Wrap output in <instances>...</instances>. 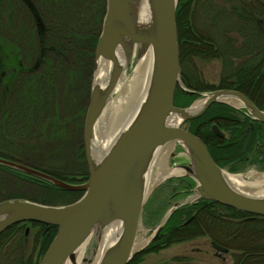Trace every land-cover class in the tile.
<instances>
[{
	"label": "trees",
	"instance_id": "obj_1",
	"mask_svg": "<svg viewBox=\"0 0 264 264\" xmlns=\"http://www.w3.org/2000/svg\"><path fill=\"white\" fill-rule=\"evenodd\" d=\"M193 1L179 0L175 11L181 83L186 89L198 92L237 90L264 111V0H201V7L209 18L207 31L194 24ZM104 10L105 0H0L1 29L6 23V30L0 32V157L66 182L71 177L69 173L86 178L87 170L82 162V125L93 68V50ZM211 59L221 61L222 76L215 87L201 82L196 67V60ZM195 97V94L177 87L173 104L186 107ZM232 111L227 105L213 104L189 125V132L210 148V155L219 166L231 163L230 172L245 162L254 141L251 136L243 145L247 135H242L240 123L232 121L236 118ZM211 115L218 127L229 132L231 137L228 140L211 133ZM69 148L73 152L71 168L47 166L55 163L52 159L62 157ZM34 152L38 161L34 156L29 157ZM27 177L41 186L39 188L66 193L72 198L78 194ZM5 199L9 197L2 200ZM191 209L196 210L194 219L187 225L176 227L180 218L189 215ZM20 225H13L0 234V250L8 236L21 229ZM32 225L42 227L37 234L41 241L40 256L56 228L37 223ZM209 227L214 228L213 233L207 231ZM246 228L249 235L251 231L257 232L258 243L240 244L242 236V239L249 237ZM263 230L264 217H253L213 202L199 201L173 212L161 233L143 253L156 252L206 233L212 242L226 250H238L231 264H264ZM140 260V255L136 254L128 264H137ZM14 264L36 262L24 260L21 256Z\"/></svg>",
	"mask_w": 264,
	"mask_h": 264
},
{
	"label": "water",
	"instance_id": "obj_2",
	"mask_svg": "<svg viewBox=\"0 0 264 264\" xmlns=\"http://www.w3.org/2000/svg\"><path fill=\"white\" fill-rule=\"evenodd\" d=\"M144 16L139 17L141 4ZM177 0H105L100 32L93 50V72L89 84L87 107L82 125V147L87 168L86 180L69 183L40 170L0 157V167L38 179L60 190L81 192L75 201L52 206L23 198L0 201V234L21 223L53 226L56 232L37 264L74 262L78 248L89 242L97 243L109 225H119L120 234L106 248L98 264H128L157 235L172 212L165 213L146 244L134 250L141 209L147 196L145 185L156 154L168 144L179 146L187 162L177 166L181 175L194 181L191 202L208 200L241 211L253 217H264V196L250 195L233 188L226 180V171L219 168L205 144L182 125L202 115L214 103L224 99L238 101L255 121L264 124V111L259 110L239 92L216 89L198 93L182 86L175 22ZM151 56L145 93L135 115L121 128L114 142L99 160L92 156L95 125L114 93L121 75L133 62ZM110 64L103 86L95 85L96 63ZM122 62L120 63V61ZM203 100L187 107L173 105L176 87ZM233 107V106H232ZM176 123H170L171 119ZM218 137L223 134L216 125L211 127ZM175 152L170 153V158ZM177 203L173 205L176 206ZM88 243V244H90ZM90 244V262L96 248ZM220 251L226 249L212 243Z\"/></svg>",
	"mask_w": 264,
	"mask_h": 264
},
{
	"label": "rangeland",
	"instance_id": "obj_3",
	"mask_svg": "<svg viewBox=\"0 0 264 264\" xmlns=\"http://www.w3.org/2000/svg\"><path fill=\"white\" fill-rule=\"evenodd\" d=\"M178 1L179 0H177V3ZM200 1L201 0H194L191 3V7L195 10L193 16L195 21L194 24L207 31V29L209 28V23H208L209 18L207 17L203 7H201L202 2ZM216 3L219 4V1H216ZM205 6L207 7L206 3ZM220 6L226 7L225 5H222V3H220ZM5 24L6 23H4L3 25V29H1L0 27V32L1 31L4 32L6 30ZM135 63L137 62H133L130 66L126 68L125 72L121 75L119 82L121 81L126 82L132 76ZM196 67L200 73V77H201L200 80L203 84L213 87L219 84L222 76L221 61L219 59L196 60ZM92 72H93V68L91 71L90 79L92 76ZM116 90L117 87L114 93L112 94L110 100L116 96ZM207 91L208 90L201 92L204 93ZM199 98H200L199 96H196L192 102H196L197 99ZM69 99H71V96H69ZM104 111L105 109L103 110L101 116H103ZM60 114L61 116H63V113ZM184 125L186 126L187 124ZM184 125L182 126L184 127ZM36 151L37 150H35V152ZM70 151H72V148L66 149L65 153L63 152L64 154L62 155V157L52 159L55 162L52 163V165H49L45 162L44 163L50 167H60V168L66 167L65 169L71 168L73 165V159H72L73 152L71 153ZM82 151H83V147H82ZM35 152L34 155H31L29 157L32 159L34 156V158H37L34 160L38 161L39 157L35 156ZM171 152H175V153L182 152V149L179 146L175 145L174 150L172 148ZM41 154H44V152H41ZM173 157L170 158L169 155L167 157V160L169 162H172L173 164L172 166H169L171 168H175L174 164L176 162H179V160L181 159L184 160V162L187 161V158L184 153H182L179 159H173ZM27 159L29 158H26L25 160ZM82 160H83L82 161L83 164L85 165L84 156ZM254 163H255L254 160L251 162L245 161L240 165V170L234 171L232 173L235 175H240L242 177L249 178L250 181H254L260 176H264V165L260 164L256 166L254 165ZM22 175H19L15 172H11L10 170L3 169L0 167V200L8 197L11 198L18 196L23 199L29 198V199L39 200L47 205L60 206L73 202L74 200L78 199L82 194L81 192H75L78 194L76 195L77 197L75 196L73 197L74 198L73 199L72 197H70L69 194L66 193H61V192L54 193L51 190L46 189L44 187L39 188L41 186L34 184L33 180H31L25 175L23 176ZM68 175L71 176L68 181L69 183H82L86 180V178L82 179L81 175H73V173H69ZM175 177L177 176L168 177L167 179L161 181L155 187H153L147 194V198L140 212L139 224L136 233L137 239H145V240L149 239L154 233L153 229L160 223L165 213H167V211L170 210V208H173L172 207L173 204L168 205V202L166 200L168 196L172 193L170 189L176 182L174 181ZM168 200L174 202V200H176V197H173L172 199L169 198ZM180 202L185 203L183 200ZM26 227L29 228L28 243L27 242L22 243V239L24 237V230ZM213 229H214L213 227L212 228L209 227L207 228V231L213 233ZM39 231H42V227L27 223L24 224V226H22L21 229L19 230L18 235L9 241L8 246H4L2 250H0V264H14L15 261H17L21 256L23 257L24 260L29 259L32 262H36L37 264L42 256V255L39 256L38 254L40 250V242H41L40 237L37 235ZM261 232L264 233V230ZM245 233L249 237L244 236V238L242 239L243 237L242 236L241 237L242 240L240 239V244L242 245H245V243L255 244L260 241V240L258 241L257 238L255 237L257 233L256 231H251L250 232L251 234L249 235V233H247V228H246ZM211 242L212 241L210 240V237L208 236V234L205 233L200 236L196 235L194 238L190 240L173 243L156 252L143 253V249H145L149 245L147 244L139 253H137L140 255V259H141L137 264H231L233 261V255L238 253V250L237 249L231 250L229 248L228 250H226V252H220L212 246V243L214 242L212 243ZM90 244H93L92 246L93 248H97V244L95 241H93ZM90 244H87V248L85 250L86 256L90 254V248H89ZM87 258H89V256Z\"/></svg>",
	"mask_w": 264,
	"mask_h": 264
},
{
	"label": "bare ground",
	"instance_id": "obj_4",
	"mask_svg": "<svg viewBox=\"0 0 264 264\" xmlns=\"http://www.w3.org/2000/svg\"><path fill=\"white\" fill-rule=\"evenodd\" d=\"M143 1V0H141ZM139 17L141 18L145 12L144 3L141 4ZM122 60L120 61V63ZM151 65V56H145L141 58L133 68L132 76L126 81L119 82L116 90V96L113 97L108 103L103 113L98 119L95 129L94 137L92 140V156L94 160H99L103 157L104 153L108 150L111 144L114 142L121 128H124L129 124L131 119L138 109V105L141 102L145 87L148 80V75ZM110 64L102 60H98L96 63L95 74L93 77V83L95 85L103 86L106 83L109 74ZM224 102L230 103L235 107H239L241 104L238 101L232 99H224ZM203 100H199L195 103L193 109L202 104ZM178 118L171 119L170 123H176ZM173 145H165L155 156V159L150 169L149 178L147 177L145 185V195L155 187L161 181L168 177L178 176L182 173L179 168L168 167L167 157L170 155ZM227 182L235 189L242 191L246 194L264 196V176H260L254 181H250L249 178L242 177L240 175L226 173ZM194 196L190 197L192 200ZM120 234L119 225H109L106 227L100 238L97 241V248L94 251L93 257L90 258L89 263L84 262L86 256V248L89 243V239L94 237L89 236L87 240L78 248L75 255L74 262L66 261L64 264H98L103 256L107 247L112 245L118 235ZM148 239H135L134 250H138L143 247Z\"/></svg>",
	"mask_w": 264,
	"mask_h": 264
},
{
	"label": "flooded vegetation",
	"instance_id": "obj_5",
	"mask_svg": "<svg viewBox=\"0 0 264 264\" xmlns=\"http://www.w3.org/2000/svg\"><path fill=\"white\" fill-rule=\"evenodd\" d=\"M211 91V90H210ZM232 91H236V92H239V91H237V90H232ZM196 92H198V91H196ZM198 93H203V92H198ZM205 93V92H204ZM239 93H241V92H239ZM242 95H244L245 97H247L245 94H243V93H241ZM247 99H249L253 104H254V102L249 98V97H247ZM214 104H217V103H214ZM219 104H224V105H227V106H229L233 111L231 112V114L232 115H234L236 118H234V119H232V121L233 122H238V123H240V125H239V128L240 127H242V135H247V139L245 140V142H244V144L243 145H246V143H248L249 141H250V138H251V136H252V138L251 139H253L254 141H253V144H252V146H253V148H252V150L250 151V153H249V155L248 156H246L245 157V161L247 162V161H253L254 160V165H256V166H258V165H260V164H262V165H264V124H262V123H260V122H257V121H255V120H253L249 115H248V113H247V111L240 105L239 107H235V106H230L229 104H226V103H223V102H219ZM211 105H213V104H211ZM211 105L205 110V112L211 107ZM255 105V104H254ZM178 107H182V106H178ZM257 107V106H256ZM262 111V110H261ZM204 112V113H205ZM203 113V114H204ZM201 116V115H200ZM199 116V117H200ZM214 116L213 115H211L210 117H209V130L211 131V133L213 134V135H215L216 137H218L215 133H213V131H212V129H211V127H212V125H216L217 127H218V125H217V123L214 121L215 119L213 118ZM198 118V117H197ZM196 119V118H195ZM219 119V118H218ZM184 124H187L186 126L184 125ZM183 125H184V128L185 129H187L188 131H189V125H190V121L188 122V123H184ZM218 129L221 131V133L223 134V137H218L219 139H229L230 137H231V135L229 134V132H227L224 128H220V127H218ZM225 134H227V135H225ZM232 143V142H231ZM205 144V143H204ZM205 146H206V149H207V151H208V153H209V155H210V148L205 144ZM209 146H211V144H209ZM174 147L175 146H173L172 148H173V150H174ZM220 147H221V145H220ZM209 148V149H208ZM182 153H183V151L182 152H176L175 153V156L173 157V159H179L180 158V156L182 155ZM184 156V155H183ZM211 156V155H210ZM212 158V157H211ZM214 162H215V164L219 167V168H221V169H223L224 171H226V172H228V173H232V172H230L229 171V169H230V167H231V163H226V165H224L223 167H221V166H219L218 164H217V162L214 160V159H212ZM187 162V161H186ZM186 162H184V160H179V162H176L175 164H174V166H175V168L177 167V166H180V165H183V164H185ZM167 165H168V167L169 166H172L173 164H172V162H169L168 160H167ZM238 170H240V164H239V166L237 167V170L236 171H238ZM233 174V173H232ZM174 181H176L175 182V184L171 187V189H170V191H172V193L168 196V198H167V202H168V205H170V204H175V203H177V205L176 206H174L173 207V205H172V212H171V214H170V216L173 214V212H175L176 210H178V209H180V208H182V207H185V206H191V205H193V204H195V203H197V202H191V200H189L190 199V196L192 197V195H193V193H192V189L194 188V186H195V184H194V181L191 179V178H189V177H187V176H182L181 174L180 175H178L177 177H175L174 178ZM173 181V182H174ZM173 197H176V200H174V202H171L170 200H168L169 198H173ZM184 201L185 203H183V202H180V201ZM201 201H208V200H201ZM166 202V203H167ZM199 202V201H198ZM209 202H211V201H209ZM214 203V202H213ZM217 204V203H216ZM219 205V204H218ZM220 206H222V205H220ZM195 214H196V210L195 209H191V212H190V214L189 215H183L181 218H180V220L177 222V224L175 225L176 227H181V226H183V225H187V224H189L193 219H194V217H195ZM170 216L168 217V219L170 218ZM168 219L166 220V222L163 224V226L161 227V229L159 230V232L157 233V235L153 238V240L151 241V242H153L156 238H157V236L161 233V231L163 230V228H164V226L166 225V223H167V221H168ZM22 226H24V224H21L19 227H22ZM157 227V226H156ZM155 227V228H156ZM154 228V229H155ZM18 229V228H17ZM153 229V230H154ZM18 232L19 231H17V232H15V233H13V234H10L9 236H8V238H7V241H6V243H5V246H8V244H9V241L10 240H12L14 237H16L17 235H18ZM28 234H29V228H25V230H24V238H23V242L22 243H24V242H27L28 243ZM150 242V243H151ZM149 243V244H150ZM212 243V242H211ZM216 244V243H215ZM218 245V244H217ZM220 246V245H219ZM144 250V249H143Z\"/></svg>",
	"mask_w": 264,
	"mask_h": 264
}]
</instances>
